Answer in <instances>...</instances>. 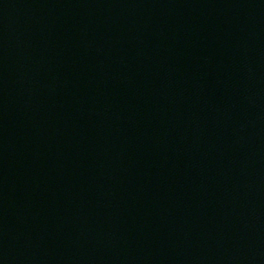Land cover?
<instances>
[{"label":"water","instance_id":"obj_1","mask_svg":"<svg viewBox=\"0 0 264 264\" xmlns=\"http://www.w3.org/2000/svg\"><path fill=\"white\" fill-rule=\"evenodd\" d=\"M0 264H264V0H0Z\"/></svg>","mask_w":264,"mask_h":264}]
</instances>
